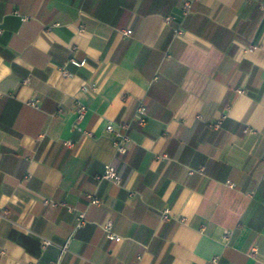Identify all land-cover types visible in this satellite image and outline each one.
Instances as JSON below:
<instances>
[{
	"label": "crops",
	"instance_id": "crops-1",
	"mask_svg": "<svg viewBox=\"0 0 264 264\" xmlns=\"http://www.w3.org/2000/svg\"><path fill=\"white\" fill-rule=\"evenodd\" d=\"M261 3L0 0V264H264Z\"/></svg>",
	"mask_w": 264,
	"mask_h": 264
},
{
	"label": "built area",
	"instance_id": "built-area-1",
	"mask_svg": "<svg viewBox=\"0 0 264 264\" xmlns=\"http://www.w3.org/2000/svg\"><path fill=\"white\" fill-rule=\"evenodd\" d=\"M188 7V2H186L183 6V11L186 10V8ZM260 9L262 10V12H264V3H261L259 5ZM171 19H173L172 16H168L166 17V21H170ZM131 29H125L121 31V35L122 36H129L131 34ZM175 33L177 35L181 34V30L176 28L175 29ZM68 62L76 67H81L85 64V59H81L78 60L75 57H71L69 58ZM60 72L62 75L64 76H68L70 75L69 71L64 67H60ZM23 83H27V79L22 81ZM84 91H91L92 93H94L97 89V86L95 84H90V85H86L82 88ZM1 95V94H0ZM29 105L33 106V107H37L36 101H30L28 102ZM146 105L144 103H139L136 107L135 110V114H134V121L138 124V125H143L146 119ZM86 112V107L83 104H78L77 108H76V117L77 120L81 119L84 114ZM128 124L126 123H119L118 128H114L112 126V124H108L106 126V131L109 132L111 134V138H112V143L113 146L116 150L117 153L119 154H124L126 153V143L129 141V137L127 134L128 131ZM246 131H250L249 128H245L244 132ZM84 134H88V132H85ZM65 145L67 146H72L73 142L68 140L64 142ZM99 180H108V181H113V182H118L120 181V177L119 175L116 173L115 169L113 166L111 165H107L103 171V173L98 177ZM226 184L229 187H233V183L231 182H226ZM87 198H88V202L90 204H99L100 203V198L98 195L96 194H87ZM45 203H49L51 206H55L57 205L55 202H49L48 200H44ZM161 217L162 219L166 220L168 219V211L166 209H164L161 213ZM82 223V213L78 214V225H80ZM101 228L105 233V236L107 239L109 240H115L116 242L120 241L121 238L120 236L116 235L113 230H112V220L110 218H107L102 224H101ZM233 234V230H225L222 238L224 240V243H228V241L230 240L231 236ZM50 242L47 240H43L42 244L48 245ZM66 249V245L62 246L60 249V253H59V257L61 256V254L65 251ZM59 257L54 260L51 264H59ZM214 263L216 262V258H213L212 260ZM30 264V263H29Z\"/></svg>",
	"mask_w": 264,
	"mask_h": 264
}]
</instances>
